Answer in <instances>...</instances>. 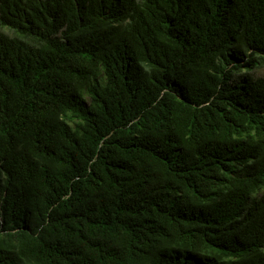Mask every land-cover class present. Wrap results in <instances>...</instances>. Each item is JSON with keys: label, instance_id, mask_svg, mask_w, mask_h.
<instances>
[{"label": "trees", "instance_id": "1", "mask_svg": "<svg viewBox=\"0 0 264 264\" xmlns=\"http://www.w3.org/2000/svg\"><path fill=\"white\" fill-rule=\"evenodd\" d=\"M0 28V264H264V0H0Z\"/></svg>", "mask_w": 264, "mask_h": 264}, {"label": "rangeland", "instance_id": "2", "mask_svg": "<svg viewBox=\"0 0 264 264\" xmlns=\"http://www.w3.org/2000/svg\"><path fill=\"white\" fill-rule=\"evenodd\" d=\"M0 32L7 33V31L5 29H1V28H0ZM242 72H244V71H242ZM252 74L256 77L264 78V66L256 69L254 72H252ZM84 98H85L84 101L88 102V97L86 95Z\"/></svg>", "mask_w": 264, "mask_h": 264}]
</instances>
